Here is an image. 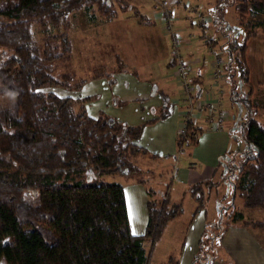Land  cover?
Instances as JSON below:
<instances>
[{
  "label": "trees",
  "instance_id": "1",
  "mask_svg": "<svg viewBox=\"0 0 264 264\" xmlns=\"http://www.w3.org/2000/svg\"><path fill=\"white\" fill-rule=\"evenodd\" d=\"M115 5L128 3L0 0V49L4 53L0 95L10 99L8 105H0V259L5 264H150L142 241L155 240L181 209L179 201H170L167 191L149 197L143 231L132 233L122 185L101 176L138 172L132 155L139 149L134 141L140 125H126L102 111L88 114L82 103L92 96L72 97L46 89L69 87L70 74L64 72L58 80L48 65L68 54L65 28L69 14L79 8L93 12L94 8L112 18L117 13ZM233 9L237 23L251 27L244 14L264 12V0H233ZM135 13L137 21L147 22ZM32 21L64 27L52 35L59 40L57 53L47 46L37 47L29 29ZM254 33L250 28L241 39L227 40L216 53L228 59L223 64L226 73L230 61L245 83L249 76L246 41ZM199 68L189 78L195 97L201 93ZM97 77L101 74L90 79ZM84 82L80 79L72 88L78 90ZM164 115L161 111L157 116ZM243 129L255 150L239 163L234 188L244 207L264 208V126L249 117ZM26 191L35 193V202L23 196ZM201 205L197 201L194 212ZM232 219H241V215L235 212ZM239 223L264 230V219Z\"/></svg>",
  "mask_w": 264,
  "mask_h": 264
},
{
  "label": "rangeland",
  "instance_id": "2",
  "mask_svg": "<svg viewBox=\"0 0 264 264\" xmlns=\"http://www.w3.org/2000/svg\"><path fill=\"white\" fill-rule=\"evenodd\" d=\"M157 1L159 0H152L154 7H156L155 2ZM163 1L168 6L167 10L170 14L172 13V20L177 18L178 15L175 9L177 1ZM125 2L128 3L125 7L114 6L117 12L115 17L117 18L112 20L114 18L112 17V21L110 18H105L97 13L94 8L93 12L79 8L69 14L68 24L65 28L69 40L68 54L54 58L48 63L52 75L58 80L61 79L62 73L67 72L70 74V78L66 81L69 87L51 86L46 87V89L53 90L60 95L69 94L72 97L78 96L80 98L92 96L93 98L98 96L99 91L97 89L99 86L101 87L100 92L103 93L104 87L109 85L110 80L124 77L123 74L115 77L112 75L122 69L121 63L118 62L120 59V62L123 60L129 71L131 70L130 73L136 65L138 66L135 61L140 50H136V52L135 49L141 48L143 45H150V42L154 43L153 35L146 30V26L150 25L151 21L148 15L142 14L140 8H137V0H126ZM208 4V10L203 13L205 11L204 7H208ZM134 10L136 13L133 12ZM197 10L202 15L206 16L207 14L212 18V21L205 20L201 24H206L204 29L210 27V25L216 28V33L212 37L216 39L218 49H222L227 40L232 38L241 39L245 31H249L250 28L254 30V35L246 41L245 58L249 67V83L243 81L234 63L231 64L229 61L228 74L222 64V71L224 72L221 79H219L220 88L222 89L219 95H229V98L225 97L224 111L228 112L232 118L226 122L225 128H222L224 135H221L219 142L227 144V147L217 158L215 172L212 175L209 173L210 176L208 175L212 182L204 184L201 191L196 193L199 197L198 200L193 199L184 188L186 184L173 186L176 182V176H171L169 173L173 163V154L166 156L165 162L158 166V174H151L146 171L141 175L137 173L128 175L114 173L101 176L106 181H115L122 185L129 228L135 234L141 233L144 228V201L146 196L143 192V186L149 187L150 197H154L161 194L168 184L169 199L171 201H181V209L178 214L166 223L160 235L155 240L144 239L142 241L150 264H170L173 261L177 262L176 264H233V259H236L237 256L235 250L232 249L231 253L228 254L220 246L218 236L222 228L230 223L243 226L239 223L240 220L242 222L244 220L264 219V208L244 207L237 190L234 188L239 163L245 156L255 150L252 143L244 136L243 125L249 117H254L264 126V12H246L244 19L252 24L249 27L245 26L244 22L242 24L237 23L233 0H202ZM133 13L144 16L147 22L137 21V17ZM192 16L194 19H198L199 14L194 15L192 11ZM45 25L34 21L30 22L29 29L32 38L39 49L47 46L48 49L57 53L59 40L53 38L52 35L62 32L64 27L61 24L52 26L45 23ZM144 30L146 31L144 32ZM204 32L206 33V30ZM146 36L150 38L147 40L142 39ZM156 42L160 44L159 39H156ZM197 53L198 55L208 56L201 46L197 49ZM3 57L4 53L0 49V61ZM209 59L206 58L207 66H210L209 63L212 62V58ZM227 61L228 59H225L224 64ZM169 71L166 70V73L171 77ZM95 74H101L103 81L100 82L99 86L97 85L98 81L94 83V78L90 79ZM80 79H85V82L78 90L73 89L72 84ZM167 87H170V85ZM123 88H125V85ZM123 93L127 92L124 91ZM107 96L103 93L104 103H109L111 100V97ZM90 99L89 102L85 100L82 103L83 107L87 113L90 111L92 115H96L99 111H102L99 110L102 109L101 100L94 103ZM9 101L8 96L0 95V105H8ZM94 110H97V112H94ZM115 118L119 120L117 117ZM203 132H210L211 134L213 131L206 129ZM189 147L190 145L184 146V151L176 162V168L179 169V166H183L184 161L182 158ZM150 178L151 180L157 178V180L147 181ZM138 179L143 182V186L135 182L139 181ZM145 181L148 183L145 184ZM23 194L28 201H36L34 192L26 191ZM197 201L203 202L204 206L207 205L205 216L202 211L194 212ZM235 212L241 215V219L233 221L232 215ZM246 229L251 230V228ZM258 231L264 232L261 228L254 229V232ZM245 236L246 234H243L242 238H245ZM258 240L264 243L261 235ZM0 264H5L2 259H0Z\"/></svg>",
  "mask_w": 264,
  "mask_h": 264
},
{
  "label": "crops",
  "instance_id": "3",
  "mask_svg": "<svg viewBox=\"0 0 264 264\" xmlns=\"http://www.w3.org/2000/svg\"><path fill=\"white\" fill-rule=\"evenodd\" d=\"M176 1L175 9L178 17L173 19L172 22L184 40L181 45V51L183 56L188 58L190 67L192 68L189 77L194 75L198 65L201 67V69L199 68L200 84L198 86L201 87V93L198 96L203 97L207 87L211 85L207 72L211 69L212 62L209 63L210 66L208 65V67L206 65V58L213 59L215 54L221 51V49L217 48L216 39L212 37L216 33V28L209 24L210 27L208 26L204 29L206 24H201L205 20L212 21L210 16H207V14L204 16V14L202 15L197 10L202 0ZM137 2V8H140L142 14L148 15L151 21V24L146 26V30L149 31V34L153 35L154 43L150 42V45H143L138 49L134 48L135 51L140 50V53L136 56L135 61L138 66L136 65L131 73V70L129 71L123 60L122 62H120L121 59L118 61L121 63L122 69L126 70L122 72L123 70L120 69L118 73H113L114 77L122 74L124 77L115 78V80L110 81L109 85L104 87V95L111 97L109 103H104L103 93L100 92L101 87L99 85L103 81L102 77L94 78V83L98 81L97 85L99 88L97 90L99 94L90 99V101L95 103L97 100H101L102 109L99 110L117 117L126 125H140L139 135L134 141L139 149L132 155V159L138 168L137 174L141 175L146 171L151 174H158V166L165 162L166 156L173 154L176 145L175 134L177 113L179 111V106L175 102L177 86L172 75L173 63L169 59V37L163 28L161 18L158 16L152 0H137ZM207 6L204 7L205 11L203 13L208 10L209 4ZM192 11L194 15L199 14L198 19H194L193 16L191 17ZM115 16L112 20L117 18ZM204 30H206V33ZM149 38L146 36V38L143 37L142 39L147 40ZM156 39H159L160 44L156 42ZM200 46L205 49V53L208 56L203 54L198 55L197 49ZM166 70H170L171 77L167 75ZM150 79L151 82L149 83ZM167 82L170 87H167ZM124 85L125 88L122 89ZM124 91L127 93H123ZM225 97L229 98V95L225 96L222 94L218 96V104L213 112L196 117V138L193 143L189 144L190 147L182 158L184 161L183 166H179V169L176 168L173 174L176 176V182H174L173 186L177 187L178 184H186L184 188L193 199H197L198 194L196 195L195 193H199L204 184L212 182L209 176L215 172L217 158L227 147V144L219 142L222 137L221 135H224L223 129L226 126V122L232 118L228 112L224 111L226 104ZM161 111L162 113L165 112L166 115L158 118L157 115ZM94 112H97V110H94ZM88 114H91L90 111H88ZM206 129H211L213 132L211 134L210 132H203ZM138 180L135 182L143 186V182L140 179ZM156 180L157 178L152 180L151 178L147 179L149 182ZM144 183L147 184L148 182L145 181ZM193 186L197 188L196 192L192 191ZM168 187L169 185L167 184L163 192L167 191L169 197ZM143 188L146 201L150 197L148 193L150 188L144 186ZM178 201L181 203L180 200ZM206 207L207 205L204 206L202 202L198 210L202 211L204 216L207 212ZM212 209L214 211L213 207ZM246 228H251V230ZM256 228L259 227L251 225L239 226L234 223L225 226V230L219 239L220 246L228 254L231 253L232 249L235 250L237 256L236 259H233V264H264V243L258 240L260 235L264 239V232H254ZM243 234H246L245 238H242Z\"/></svg>",
  "mask_w": 264,
  "mask_h": 264
},
{
  "label": "built area",
  "instance_id": "4",
  "mask_svg": "<svg viewBox=\"0 0 264 264\" xmlns=\"http://www.w3.org/2000/svg\"><path fill=\"white\" fill-rule=\"evenodd\" d=\"M155 6L163 28L169 37V59L173 63L172 75L177 86L175 102L179 106V111L177 113L175 134L176 145L173 153V163L169 172L172 176L175 173L176 162L184 151V146L189 145L191 140L196 138V117L202 114L208 115L217 107L218 96L222 90L218 79L222 77L224 72L222 71V64H224L225 59L220 54L214 56L211 69L207 72L211 85L207 87L203 97H195L194 87L189 81V73L192 68L188 58L184 57L181 52L183 37L179 30L174 27L172 13L170 14L167 10L168 6L164 1L155 2Z\"/></svg>",
  "mask_w": 264,
  "mask_h": 264
}]
</instances>
